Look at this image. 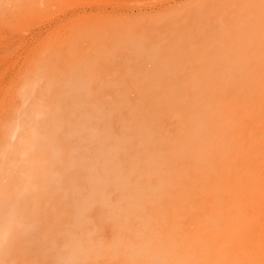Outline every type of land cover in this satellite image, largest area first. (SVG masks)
<instances>
[{"label":"bare ground","instance_id":"1","mask_svg":"<svg viewBox=\"0 0 264 264\" xmlns=\"http://www.w3.org/2000/svg\"><path fill=\"white\" fill-rule=\"evenodd\" d=\"M255 16L225 45L156 50L150 68L135 66L134 95L52 97L22 199L0 183V264H264Z\"/></svg>","mask_w":264,"mask_h":264},{"label":"rangeland","instance_id":"2","mask_svg":"<svg viewBox=\"0 0 264 264\" xmlns=\"http://www.w3.org/2000/svg\"><path fill=\"white\" fill-rule=\"evenodd\" d=\"M261 3L263 7H259ZM256 14H264V0H0L2 186L7 185L9 192L13 188V194L8 193L16 197L26 185L30 176L27 168L41 157L37 127L43 124L40 122L54 126L49 122L52 97L60 100L71 92L105 99L134 95L130 84L138 78L135 66L142 63L150 68V54L165 47L185 53L187 49L211 45L219 36V42L225 45L233 36L240 37L247 23H255ZM259 19L258 24L264 25V19ZM62 122L60 119L58 123ZM33 144L37 150L32 148L34 152L31 150L30 160L26 161ZM28 161L30 164L25 163ZM8 164H15L10 169L18 170H12L17 175L13 178L16 184ZM2 169L8 172L3 174ZM19 169L26 173L24 178ZM21 196L12 198L17 201Z\"/></svg>","mask_w":264,"mask_h":264}]
</instances>
